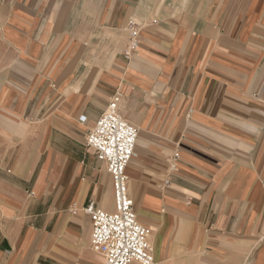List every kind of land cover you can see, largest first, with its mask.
<instances>
[{
    "label": "crops",
    "instance_id": "0c3cea01",
    "mask_svg": "<svg viewBox=\"0 0 264 264\" xmlns=\"http://www.w3.org/2000/svg\"><path fill=\"white\" fill-rule=\"evenodd\" d=\"M115 93L156 264H264V0H0V264L104 263L85 135Z\"/></svg>",
    "mask_w": 264,
    "mask_h": 264
},
{
    "label": "built area",
    "instance_id": "2783aa9c",
    "mask_svg": "<svg viewBox=\"0 0 264 264\" xmlns=\"http://www.w3.org/2000/svg\"><path fill=\"white\" fill-rule=\"evenodd\" d=\"M125 31L127 40L123 56L128 60L139 49V24L127 19ZM119 100L118 93L112 95L85 135L87 148L105 164L112 181L114 201L112 212L101 209L93 200L82 208L91 221L90 249L102 257L103 264H156L150 230L137 219L126 174L130 160L137 155L138 129L119 113ZM178 154L174 152L173 158Z\"/></svg>",
    "mask_w": 264,
    "mask_h": 264
},
{
    "label": "rangeland",
    "instance_id": "374dc122",
    "mask_svg": "<svg viewBox=\"0 0 264 264\" xmlns=\"http://www.w3.org/2000/svg\"><path fill=\"white\" fill-rule=\"evenodd\" d=\"M134 20V19H133ZM91 250V249H90ZM91 252H92V255H94V256H96V257H98L99 258V260L101 261V263H102V258H101V256L100 255H98L97 253H95L94 251H92L91 250Z\"/></svg>",
    "mask_w": 264,
    "mask_h": 264
},
{
    "label": "bare ground",
    "instance_id": "6f19581e",
    "mask_svg": "<svg viewBox=\"0 0 264 264\" xmlns=\"http://www.w3.org/2000/svg\"><path fill=\"white\" fill-rule=\"evenodd\" d=\"M96 253V252H95Z\"/></svg>",
    "mask_w": 264,
    "mask_h": 264
}]
</instances>
